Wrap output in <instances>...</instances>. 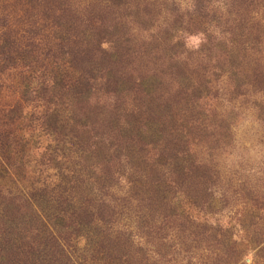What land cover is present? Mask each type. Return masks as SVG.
<instances>
[{
    "label": "trees",
    "instance_id": "1",
    "mask_svg": "<svg viewBox=\"0 0 264 264\" xmlns=\"http://www.w3.org/2000/svg\"><path fill=\"white\" fill-rule=\"evenodd\" d=\"M143 1L98 0L104 22L67 0L0 17V264H264V185L222 175L234 121L201 103L222 73L264 97V0H192L211 16L198 48L166 26L141 69Z\"/></svg>",
    "mask_w": 264,
    "mask_h": 264
},
{
    "label": "rangeland",
    "instance_id": "2",
    "mask_svg": "<svg viewBox=\"0 0 264 264\" xmlns=\"http://www.w3.org/2000/svg\"><path fill=\"white\" fill-rule=\"evenodd\" d=\"M12 1L13 0H0L1 18L6 14H11L9 13V11H11L9 4H14ZM67 1L71 6L70 9L73 10L77 9L83 12L84 9L94 7L98 9L94 14L98 15L102 22L109 21V19L105 17V13H103L105 10L98 5V0ZM217 3H220V8L224 4L223 0H217ZM142 4H146L147 6V9H143V11L152 14L153 17L151 21L153 26L150 28L149 23L131 24V28H129V33L127 35L132 38V47L135 50L133 55L135 60L133 59L132 64L144 69L142 68L144 67L142 66L144 60L141 59L142 48L140 44H142V42H144L143 40L146 38H150V35L155 31H162L169 25H177L180 27L177 33L178 35L175 37L183 41L186 49L183 50L180 48L178 51L185 55L186 51H194L198 48V45L203 39L201 30L204 27L201 23L203 20H209L211 16L205 15L207 16L205 17L204 15H198L196 13L197 7H195L192 0H144ZM17 11L19 12V10ZM224 11V8H222L221 13ZM221 13L219 14L221 15ZM12 15L13 14H11V16ZM221 17L222 16L218 19ZM10 23L13 26L14 17H11ZM160 38L163 37L160 36ZM106 46L107 44L103 45V47ZM213 64L214 61L207 65V72ZM214 70L219 71L216 67L213 68V71ZM246 72H248V70H246ZM249 80L250 78L246 79L247 82ZM249 82L242 87V92L244 93L241 95V93L233 91L234 81H232V79L229 80L227 74L222 73L219 82L211 84L210 92L201 99V103L205 106L207 114L215 113L218 117H226L234 121L231 123L230 129L232 141L229 145L219 149L215 154V160L222 175L226 177L248 178L252 186L255 185L254 181L256 182V180H259V183L256 185L259 187V184L261 186L264 185L260 182L264 180V111L258 105V101L264 100V97L261 96L258 98L251 93L252 88ZM3 83L4 86L10 84L7 80H4ZM2 96L5 98L4 103L6 101L11 102L8 89L3 91ZM202 152H206L205 148H202ZM259 190L263 191V189ZM235 206H237V204L230 207V209H228L230 211H226L220 215L223 224L226 225L229 221H234ZM245 263H251V255L245 256Z\"/></svg>",
    "mask_w": 264,
    "mask_h": 264
}]
</instances>
